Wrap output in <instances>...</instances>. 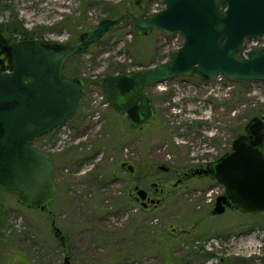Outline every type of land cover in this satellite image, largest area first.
I'll return each instance as SVG.
<instances>
[{"label":"rangeland","instance_id":"rangeland-1","mask_svg":"<svg viewBox=\"0 0 264 264\" xmlns=\"http://www.w3.org/2000/svg\"><path fill=\"white\" fill-rule=\"evenodd\" d=\"M4 3L9 7L0 9V23L16 17L43 41L70 44H76L79 34L94 28L102 18L126 11L146 16L164 7L163 0ZM181 43L180 34L165 35L157 29L135 36L132 24L122 18L97 43L67 59L64 75L84 80L76 113L32 142L53 158L51 213L26 208L0 190V223L4 222L0 264H61L64 255L71 264H264V211L251 214L226 208L219 215L212 214L210 209L223 187L209 176H189L173 186L177 172L196 166L189 158L207 152L202 144L204 134L215 132L218 146L209 153L216 156L228 151L254 113H264V80L237 85L218 83L214 78L201 81L177 76L151 85L146 93L155 98L158 123L147 122L140 128H131L102 97L101 79L105 75L118 73L119 66L137 70L158 64L160 58V62L169 60ZM151 57L155 63L149 62ZM167 94L171 106H182L168 109L170 105L163 100ZM198 98L218 101L217 129L205 132V120L197 117L204 102L185 109L184 102ZM180 108L190 113L175 112ZM190 141L196 147L192 148ZM121 162L131 163L133 173L129 174ZM152 182L167 192L156 194ZM134 184L161 201L142 207L130 195ZM159 230L163 237L155 238ZM158 242L164 245L162 253L157 251Z\"/></svg>","mask_w":264,"mask_h":264},{"label":"water","instance_id":"water-1","mask_svg":"<svg viewBox=\"0 0 264 264\" xmlns=\"http://www.w3.org/2000/svg\"><path fill=\"white\" fill-rule=\"evenodd\" d=\"M164 7L147 16L130 11L102 18L82 31L76 44L19 39L0 27V190L26 208L48 210L54 192L51 154L31 140L50 133L76 113L84 80L63 73L66 60L97 43L126 17L136 35L160 30L180 34L182 44L169 60L107 74L101 89L109 107L125 114L132 127L152 119L155 107L145 89L177 76L201 81L222 75L235 83L264 80V46L239 55L244 39L264 35V0H163ZM264 114L252 116L230 150L193 175L210 174L223 187L210 212L227 208L256 214L264 211ZM129 172L133 166L123 162ZM166 170V166H159ZM175 182L173 185H176ZM142 207L157 204L135 186ZM48 213H51L48 210ZM58 235L59 229L54 228ZM61 264H71L68 256Z\"/></svg>","mask_w":264,"mask_h":264},{"label":"flooded vegetation","instance_id":"flooded-vegetation-1","mask_svg":"<svg viewBox=\"0 0 264 264\" xmlns=\"http://www.w3.org/2000/svg\"><path fill=\"white\" fill-rule=\"evenodd\" d=\"M139 1V0H138ZM195 78V77H194ZM152 86H156V84L155 85H152ZM147 89V88H146ZM146 89H145V92H146ZM147 94V93H146ZM148 95V94H147ZM149 96V95H148ZM149 98H150V101L153 103V105H154V107H155V113H154V115H153V117H152V119L150 120V121H148V122H153L154 124H156V122L158 123V118H157V111H158V109H157V107H156V102H155V98L154 97H152V96H149ZM170 99H171V97L169 96V94L168 95H166V96H164L163 97V100H167V102H168V104L170 105L169 106V108L168 109H171V108H174V107H176L177 105H180V103L178 104H172V106H171V102H170ZM204 102V108L202 109V110H200V112L202 113V114H200V116H198L197 115V117H200V118H203L205 121H203V123H202V125L204 126V129H205V132H208V130L209 129H217V123H216V121L218 122V120L216 119V116L218 115V113H219V103H218V101L217 100H215L214 98H212L211 100H209V99H206V100H202L201 98H198V99H191V100H189V101H187V102H184L183 104H184V107H185V109H186V105L188 106V109H190V105L192 104H194V103H196V102H198V105H200V102ZM180 106H182V105H180ZM111 108V107H110ZM112 109V108H111ZM187 109V110H188ZM113 110V109H112ZM187 110H185V112L182 110V108H180V110L179 111H175V112H183V114H188V113H190V111H187ZM232 110V108H231V106L229 105L228 106V113H230V111ZM113 111H115V110H113ZM116 113H118V114H120V115H123L125 118H126V120L128 121V123H129V126L131 127V128H140L143 124H145V123H147V122H145V123H143L142 125H140V126H138V127H132L131 126V123H130V121H129V118L125 115V114H123V113H120V112H117V111H115ZM194 113V112H193ZM204 114V115H203ZM211 114H212V118H213V122H212V118L210 117L211 116ZM216 119V120H215ZM231 119L229 118V121H230ZM212 122V123H211ZM210 133H212V134H210ZM210 133H207L206 135L204 134L203 135V137H204V141H203V143L202 144H204L205 146H207V152L206 153H204V154H201V155H194V156H191L190 158H189V160L188 161H190V162H192L194 165H196L195 167H192V169H189L188 171H184V172H177V179H176V183L177 184H180V183H182V182H184L185 180H186V178L187 177H189V176H192V177H206V176H209V177H211V175L210 174H203V175H193L192 174V171L196 168V167H201V168H205V167H207L208 165H210L211 163H213L221 154H223V153H225L226 151H224V152H222L221 154H218V155H216V156H213V155H211L210 153H209V150L210 149H214L215 147H217L218 146V138L217 137H215V136H213V135H215V132L213 131V132H210ZM200 135V134H199ZM210 135H212V136H210ZM199 137L200 136H198V138L197 139H199ZM190 143H191V147L192 148H194V147H196V145L195 144H193L194 143V141H190ZM197 145H198V148L200 147V143H198L197 142ZM230 150V148L228 149V151ZM122 163L123 162H121V166L123 167V168H125V169H127V171H128V173L129 174H132V173H130L129 172V170H128V168L125 166V165H122ZM129 163V162H128ZM129 164H131V163H129ZM132 165V164H131ZM133 166V165H132ZM167 167V166H166ZM133 170H134V166H133ZM169 170V167H167V169L166 170H163V171H168ZM212 178V177H211ZM212 179H214V178H212ZM175 183V182H174ZM173 183V184H174ZM176 184V185H177ZM151 185H152V188L154 189V192L156 193V194H158V195H163V194H165L166 192H167V188L165 189V188H163V187H159V184H157L156 182H152L151 183ZM176 185H173V186H176ZM135 186H138V185H136V184H134L133 185V187L131 188V191H130V195H132V197L136 200V201H138L139 199L136 197V195L134 194V192H133V189H134V187ZM140 187V186H139ZM224 191V190H223ZM147 192V191H146ZM223 193V192H222ZM147 196H148V192H147ZM149 197V196H148ZM149 198H151V197H149ZM155 199H159V202L161 201V199L160 198H155ZM140 201V200H139ZM141 202V201H140ZM158 204V203H157ZM149 205V204H148ZM152 205H154V204H152ZM146 208V207H145ZM227 208V207H226ZM229 209V208H228ZM44 210H47V209H44ZM186 232H188V231H186ZM64 256H68V255H64ZM69 257V256H68ZM69 261H70V259H69ZM71 263V262H70Z\"/></svg>","mask_w":264,"mask_h":264},{"label":"trees","instance_id":"trees-1","mask_svg":"<svg viewBox=\"0 0 264 264\" xmlns=\"http://www.w3.org/2000/svg\"><path fill=\"white\" fill-rule=\"evenodd\" d=\"M5 0H0V9H4V8H8L9 6L6 4V3H4L3 4V2H4ZM121 15V14H120ZM119 15V16H120ZM141 16H145L144 14L143 15H141ZM118 17V16H117ZM112 18H115V17H112ZM126 18V17H125ZM127 19V18H126ZM0 27H3L8 33H11V34H13V35H15V37H17V38H19V39H30V38H32V39H40V37H37V36H34V35H32L33 33L32 32H30L27 28H25L23 25H22V23L20 22V21H18L17 19H16V17H12L8 22H4V23H0ZM134 35L136 36V34L134 33ZM40 40H42V39H40ZM70 44V43H69ZM75 55H77V54H75ZM75 55H73V56H75ZM171 56L172 55H170V58H171ZM163 58H160L159 60H158V62L157 63H159L161 60H162ZM67 61V60H66ZM155 58L154 57H151L150 58V60H149V62H151V63H155ZM64 65H65V63H64ZM63 71H64V66H63ZM118 72H125V71H127L124 67H121V66H119L118 67V70H117ZM68 77H72V76H68ZM247 82H245V83H235V84H237V85H245ZM168 95V94H167ZM164 96H166V95H164ZM264 114L263 112H262V110L260 111V112H257V113H254V115L253 116H255V115H258V114H260V115H262V114ZM35 139V138H34ZM34 139H32L31 140V143L34 141ZM33 144V143H32ZM263 152H264V146H263ZM55 193V192H54ZM54 198V197H53ZM52 201H53V199H52ZM51 201V202H52ZM51 204V203H50ZM2 206L0 205V211H2ZM6 212V211H5ZM4 213V212H3ZM3 225H4V222H1L0 223V240L2 239V238H4L3 236H4V234H3V232H1V229L3 228ZM163 231V230H162ZM155 234V238H161V237H163V234H162V232L159 230V231H157V233H154ZM153 234V235H154ZM64 243V242H63ZM151 243V242H150ZM158 244H159V247L157 248V251H159V252H163V250H164V245H163V243H160V242H158ZM176 260V259H175ZM178 263V261L176 262L175 261V264H177Z\"/></svg>","mask_w":264,"mask_h":264},{"label":"built area","instance_id":"built-area-1","mask_svg":"<svg viewBox=\"0 0 264 264\" xmlns=\"http://www.w3.org/2000/svg\"><path fill=\"white\" fill-rule=\"evenodd\" d=\"M264 36H262V39H254V40H251L250 43L248 44H244L243 47H242V51H241V55L243 56H246L251 50L254 49V47H261L264 45V40H263ZM254 46V47H252ZM215 81H217L218 83H222L223 81H227L223 76L219 75V76H216L215 78ZM162 83H167L166 81L165 82H161V83H158V84H162ZM227 83H229V81H227ZM102 97L104 98L103 94H102ZM105 104L107 105L106 101H105Z\"/></svg>","mask_w":264,"mask_h":264}]
</instances>
